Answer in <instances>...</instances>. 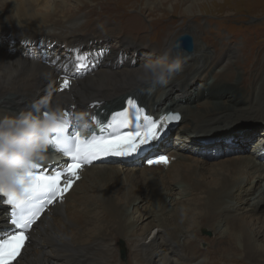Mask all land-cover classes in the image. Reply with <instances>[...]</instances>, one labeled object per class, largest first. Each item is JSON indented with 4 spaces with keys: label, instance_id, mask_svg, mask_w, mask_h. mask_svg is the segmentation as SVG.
<instances>
[{
    "label": "bare ground",
    "instance_id": "1",
    "mask_svg": "<svg viewBox=\"0 0 264 264\" xmlns=\"http://www.w3.org/2000/svg\"><path fill=\"white\" fill-rule=\"evenodd\" d=\"M74 1L76 5L84 6L82 10L77 7L64 9L62 4L54 0L52 11L45 10L48 0H0V114L31 110L34 103L47 99L48 104L42 106L41 111L59 108L64 114L70 106L72 109L69 121L76 125V129L81 130L102 122L101 119L105 118L109 110L119 106L123 98L131 95L137 96L140 105L153 117L164 113L166 109L179 111L180 124L172 136L177 140H171V134L168 132L153 141L152 145H147L148 148L145 146L141 154L136 152L131 156H101L96 162L100 165L84 164L78 170L79 179L74 180L72 187L64 194V199L54 206H49L29 230L30 239L18 258V264H119L118 250L113 239L114 236L117 238L121 235L126 237L127 255L130 259L127 264H197L201 258H207V264H219L218 260L221 264H264V146L259 137L264 133V129H253L242 135L223 133L222 138H215L220 144L227 142L230 147L249 139L254 140L253 148L250 149L252 153L236 161L213 163L209 166L218 165L219 168L215 170L213 167L211 171L208 166H204L206 163H196L179 169L181 159H186L180 152L183 146L181 132H184V126L191 124L193 120L198 118L202 122H210L213 118L220 117L218 121L228 120L225 123L238 119L263 122L264 62L260 56L257 58L259 65L257 64L256 68H261L255 74L253 71L256 65L252 63L251 67L245 66L248 57L246 56L243 62L233 47L229 50L227 48V51L214 61L208 45L205 47L204 43L196 42L192 55L188 54L191 49L187 50L173 43L176 47L174 51H179L184 58L183 72L177 74L166 86L147 87L150 84L137 78V69L144 62L140 61L132 67L112 69L111 58L116 52L111 48L103 54V61L84 76L75 77L69 73L59 75L60 69L68 68L69 62L73 61L68 58H72L76 51L90 44H99L94 40L87 44V37L83 34L84 28L88 27L86 25L92 24L91 20L84 18L87 17V12L93 11V0ZM188 2L191 4L188 8L194 5V0ZM61 16L68 17L69 20L63 22ZM188 18L190 21L192 17ZM80 20L83 21L79 23ZM194 28L193 25H188L185 32L192 34ZM1 35H5L8 43L20 42L19 46L15 50L4 47ZM174 37L170 32L168 39L161 40L160 43L155 39L156 46L153 51L158 50L159 54L165 46L172 45ZM205 38L202 40L207 44ZM125 39L130 43L128 37ZM33 45L39 50L44 47L51 50L62 45L64 51L43 60L30 49ZM213 63L221 64L220 68L225 76V81L213 84L214 89L218 85L221 88L230 87L233 79L240 74L234 68L241 67L242 83L239 88L242 87L247 92L251 89L255 94L238 100L239 96L232 93L228 99V95H222V90L217 92L215 89L212 92L210 89L207 90L210 98L192 103L183 96L181 90L174 93L171 91L177 86L182 88L189 75L193 77L198 70ZM247 75L254 78L253 82L250 80V85L247 84ZM65 78L70 80V87L61 90V83ZM186 85L188 84L184 87ZM53 92L56 97L52 99ZM162 96L164 105L161 108L159 101ZM169 97L172 100L168 107L166 101ZM253 97L256 101L251 104ZM97 101L103 103L94 107ZM69 110L68 108L67 111ZM78 114H83L82 121L76 119ZM93 115L97 120L92 119ZM258 142L261 146L255 148ZM155 145L158 150L167 152L159 153L153 150ZM157 153L167 154L168 162L152 166L145 164L138 175L136 165L139 158L144 157V154L149 155L144 160L146 162L150 155ZM45 156V160L38 163L43 165V168L47 166L54 170L56 168L53 167L59 166L56 160L63 162L65 158L52 145L47 148ZM52 156L53 159H50ZM176 165L179 166L176 172L168 173L170 167ZM126 170L127 176L123 175ZM118 184H121V188ZM92 189V194L87 195L86 191ZM160 189H165L163 196ZM78 191L81 195L77 201L73 200ZM148 196L155 198L154 206L149 204L144 213L136 211L147 202ZM167 200L170 203L165 206ZM174 201L175 207L170 208L169 205ZM92 207L97 210L91 211ZM165 208L170 209L168 215L163 214ZM128 210H134L138 215L126 222ZM3 214L11 224L9 211L6 209ZM100 216L104 220L111 217L113 221H120L117 234L114 233L116 235L113 236L111 232H104L99 228L93 231L82 230L79 220L95 217L102 221ZM151 220V224L155 221L159 229L157 228V233L148 242H144L142 237L150 228ZM4 224L7 226L4 220L0 222V231L8 233L7 229H3ZM136 224L141 225L140 235L135 234L138 226ZM128 228L132 232L130 235L126 233ZM206 232H209L210 236H206ZM182 237L185 239L180 242ZM120 249L124 251L123 244Z\"/></svg>",
    "mask_w": 264,
    "mask_h": 264
},
{
    "label": "rangeland",
    "instance_id": "2",
    "mask_svg": "<svg viewBox=\"0 0 264 264\" xmlns=\"http://www.w3.org/2000/svg\"><path fill=\"white\" fill-rule=\"evenodd\" d=\"M48 1V7L45 8V10L52 11L54 8L53 0ZM54 2L62 4L64 9H73L74 7H77L82 10V8L84 7L81 4L76 5L77 3L74 0H54ZM92 4L93 11L91 13L87 12V17L85 16L84 18V20L87 21L91 20L92 24L86 25L88 27L84 28L83 34H85L87 37L85 39L87 44L90 41L92 42L93 40L94 42H97L99 44L92 46L90 44L88 47H83V45H81L80 48H83L81 50L76 51V54H74L72 58H68V60L73 59V61L69 62L68 68L60 69L59 75L63 73H69L75 77L84 76L87 72H90V70L97 67L99 62L103 61L102 58L105 56L103 54L111 48H113L116 52L115 55L111 58L112 69H118L123 66L132 67L134 65H137L140 61L144 62L147 58L158 55V50L153 51L154 46H156L155 39L158 40L157 43H160L161 40L164 41L168 39L170 32L171 35H175L172 41L173 46H175L173 44L174 40L181 34L186 33L192 37V49L188 51V54L191 55L194 52L193 47L196 45L197 42L199 44L204 43L205 47L208 45L209 53L213 56L214 61H216V59H219L227 51V48L229 50V48L232 49L233 47V50L237 51V54L241 57L240 60H243V62H245L246 56L248 57L245 66L251 67L252 63H254V66L256 65L255 68L253 67V73L255 74L261 68H256L259 65L257 58L260 56L261 61L264 62V0H194V5H192L190 8H188V6L191 5L188 0H93ZM134 17H136L137 20H135ZM188 17H192L190 18V21L187 20L189 19ZM67 18L68 17H63V22H67L69 20V18ZM82 21L83 20H80L79 23H81ZM188 25H193L195 27L192 30L193 35L191 33L185 32V28ZM120 35L128 37L130 43L126 41L125 37L123 38ZM164 37L166 38L164 39ZM203 37L207 38H205L207 44H205L204 40H202ZM1 39L4 44L3 46L9 47L10 49L15 50L20 44V42L18 41H11L8 43L5 35H1ZM6 42L8 44H6ZM21 46H24V44H21ZM30 49L33 51V53L37 55V57L43 60H48L49 56L54 54L58 55L61 51H64V47L62 45H58L54 48H51V50H48L45 47L42 50H39L34 45ZM177 49L179 50L181 48ZM82 54H88V56L90 57V62L79 61L78 57ZM186 57L188 58L189 55H186ZM62 58L64 59V57ZM220 66L221 64L213 63V65H208L207 67L200 69V71L198 70V73H196L193 77L189 75L182 88L177 86L176 88L171 89V91L174 93L176 91L181 90L183 96L185 98L190 99L192 103L203 102V100H205L206 98H210L209 94H207V90L210 89L212 90V92L215 89L217 92L222 90V95H228V99L231 97L232 93L236 96H239L237 98L238 100H240L241 97L247 99L250 97V95L252 96L255 94L252 92L251 89L249 90L250 92H247L244 88H239V85L242 83L241 67L234 68L236 72L240 73L237 74V76L233 79L234 85L232 84L230 87L223 86L222 88L218 85L214 89V87L212 86L216 85L217 81L220 82L221 80L225 79V76L223 75V69H221ZM247 77V84L250 85V80L251 82H253L254 78H249L248 75ZM185 84L188 85L184 87ZM236 84L238 86H236ZM149 86L151 85H147V87ZM229 88L232 90H230ZM212 92H210V94ZM55 95L56 93L53 92L51 94V98H55ZM167 99L172 100L171 97ZM163 100L164 99L162 96L161 100L159 101V103L161 102V108L164 105ZM255 101L256 100L253 97V99H251V104H253ZM68 108L70 109L69 111H67ZM68 108L65 110L64 114L67 113L69 118L70 111L72 108L70 106ZM113 109H116V107H114ZM213 115L214 114H211V116ZM237 116L236 118H238ZM243 116L246 117L245 115H242V117ZM247 117L249 118V115ZM215 118L216 119L213 118L210 122H202L197 118L193 120L191 124L188 123L184 126V128H186L183 129L184 132H181L183 146L180 152L183 154V156L186 157V159H181L179 165L180 167L177 165L170 167L168 173L174 174L178 167L181 170L183 169V167L192 164L194 165L196 163H206L204 164V166H208L209 169H207L209 171H211L213 167L216 170L219 168L218 165L213 167L209 165L213 163H220L222 161H236L238 158L244 157L246 154L252 153L250 149L253 148L254 140L252 141L249 139L247 140V142H241L240 145H233L232 147H230L229 145H227V142H222L220 144V142H218L219 140L215 138H222V135H224L223 133L242 135L245 132L251 131L253 129H264V119L262 123H256V121L244 119L232 120L230 122L225 123L228 120L218 121L220 117ZM179 122L172 129L170 128L162 130L160 136L170 132L171 138L176 133L175 131L178 125L180 124ZM207 127L211 128L209 129ZM259 137L261 140V144L264 146V133H261ZM171 140L176 141L177 139L175 137H172ZM152 143L153 141L147 145L150 146L152 145ZM217 144L219 145L217 146ZM261 144L260 142H258V145H255V148H258L259 146H261ZM155 146L156 147L153 150L159 151V153L166 151L158 150L157 145ZM146 156L149 155L144 154V157H140L139 163H137L136 165L138 169V175L142 172V169L145 166L144 160L147 158ZM53 157L54 156H52V158L50 157V159H53ZM56 161L59 162V164L61 163L59 160ZM93 164L100 165V163H92V165ZM127 172L128 170H126L123 175L127 176ZM111 186H113V184H111ZM138 186L142 187V185ZM118 187L121 188V184H118ZM93 189L86 191L87 195L90 196L92 194ZM96 190H98V188H96ZM164 191L165 189H162L161 193H164ZM163 193L161 194V196H163ZM79 195H81V193L78 191L74 194V199H71L77 201ZM155 202L156 200L154 197L148 196L147 202H145L144 205L138 208L139 210L136 211H142V213H144L145 209L148 208V205L150 204V206H154ZM168 203H170L168 200L165 201V206H167ZM175 205L176 204L174 201L172 205L169 206H171L170 208H172L175 207ZM81 207L82 204H80V208ZM132 207L133 206H131V208ZM135 207L136 206L134 205V209ZM94 210L96 211L97 208L92 207L91 211ZM169 213L170 209L165 208V212L163 214L168 215ZM126 215L127 218H125V220L126 222H129L131 221L132 217L135 218L138 213L134 210L132 212L131 210H128ZM100 217L102 221L97 220L95 217H89L79 220V224L81 225L82 230L93 231L99 228L101 231L103 230L104 232H111L113 236L116 235L119 226L118 224L120 223V221H113L111 217H106L105 220L104 218H102V216ZM74 218H76V216H74ZM1 219L2 221L4 220L7 223V226L5 224L3 225V229H7V231H10L12 225L8 223V218L5 214H3V212H0V222H2ZM105 221L107 222L104 224ZM151 223L152 220L149 224L150 228L148 229L144 237H142L144 242H148L150 238H152V236H154L159 229L158 226L155 225V221H153V224ZM136 225L138 226H136L137 228L135 230V234L140 235L141 225ZM0 233H5V231H0ZM126 233L127 235H130L132 232L129 231L128 228L126 230ZM205 235L210 236V233L206 232ZM125 239L126 237H124L123 235L118 236L117 238L114 236L113 239L115 240V245L118 250L117 258L119 264H127L130 261L127 255L128 250ZM184 239L185 238L182 237L180 242H182ZM122 244L124 251L123 249H120V246ZM218 262L219 264H221L220 260H218ZM240 264L243 263L241 262Z\"/></svg>",
    "mask_w": 264,
    "mask_h": 264
},
{
    "label": "snow or ice",
    "instance_id": "3",
    "mask_svg": "<svg viewBox=\"0 0 264 264\" xmlns=\"http://www.w3.org/2000/svg\"><path fill=\"white\" fill-rule=\"evenodd\" d=\"M78 60L90 62V57L88 54H82ZM69 87L70 80L63 79L61 90ZM101 103L103 102L97 101L94 107H99ZM124 103L125 107L113 114L108 124L98 122L100 135L93 133L89 137H82L79 132L69 131L70 128L76 127L70 121L62 130L53 134L50 145L70 160L66 162V167L52 170L43 168L40 163L30 164L28 170L18 178L19 191L0 190V199L10 206L12 217L10 231L0 233V264H14V262L18 264V258L21 257L22 250L30 239L27 233L49 206H54L64 199V194L72 187L74 180L79 179L78 169L82 165L91 164L100 156L132 155L142 145L157 140L168 123L181 118L179 113L169 112L156 119L146 114L139 100L131 95ZM141 113L145 114L141 116ZM64 115L68 117L67 113ZM92 119L97 120V117L93 115ZM133 122L136 123L135 131H118L119 128L127 127ZM108 129L113 130L107 131ZM148 163H167V158L160 156L155 161L149 160ZM62 178L64 183L61 182Z\"/></svg>",
    "mask_w": 264,
    "mask_h": 264
},
{
    "label": "clouds",
    "instance_id": "4",
    "mask_svg": "<svg viewBox=\"0 0 264 264\" xmlns=\"http://www.w3.org/2000/svg\"><path fill=\"white\" fill-rule=\"evenodd\" d=\"M174 47L167 45L158 55L147 58L137 69V78L150 85H168L184 70V58ZM47 104L44 99L34 103L31 110L0 114V190L19 191L20 174L30 164L45 160L53 134L68 123L69 118L59 108L41 116V107ZM76 119L82 121L83 114H78ZM83 131L82 128L81 134ZM183 211L182 207V214ZM197 264H207V258H201Z\"/></svg>",
    "mask_w": 264,
    "mask_h": 264
},
{
    "label": "water",
    "instance_id": "5",
    "mask_svg": "<svg viewBox=\"0 0 264 264\" xmlns=\"http://www.w3.org/2000/svg\"><path fill=\"white\" fill-rule=\"evenodd\" d=\"M174 44L182 46V47H184L187 50H190V49H192V37L189 34H186V33L185 34H181L178 37H176V39L174 40ZM178 122H179V120L178 121H174V122H170L164 128H172L175 125H177ZM241 123H244V122H241ZM73 131H74V129H73ZM5 210H6L5 206H0V212H4ZM123 257H124V254H123Z\"/></svg>",
    "mask_w": 264,
    "mask_h": 264
}]
</instances>
